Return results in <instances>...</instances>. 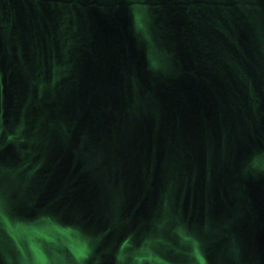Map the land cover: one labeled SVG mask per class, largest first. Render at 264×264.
<instances>
[{
  "label": "water",
  "instance_id": "obj_1",
  "mask_svg": "<svg viewBox=\"0 0 264 264\" xmlns=\"http://www.w3.org/2000/svg\"><path fill=\"white\" fill-rule=\"evenodd\" d=\"M0 264H264V0H0Z\"/></svg>",
  "mask_w": 264,
  "mask_h": 264
}]
</instances>
